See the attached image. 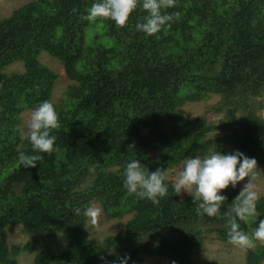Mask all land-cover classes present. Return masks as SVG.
<instances>
[{"label": "trees", "instance_id": "1", "mask_svg": "<svg viewBox=\"0 0 264 264\" xmlns=\"http://www.w3.org/2000/svg\"><path fill=\"white\" fill-rule=\"evenodd\" d=\"M92 2L31 0L0 20V264L31 252L34 264H113L125 254L128 264L154 256L195 264L209 235L229 244L223 214L240 189L224 190L220 216L208 217L170 180L156 205L129 194L123 168L135 159L169 174L188 156L216 149L264 161V118L253 102L264 94V0H175L163 10L178 13L170 26L148 37L135 29L144 10L121 28L84 20ZM45 54L72 83L54 104L58 150L25 168L18 153L32 150L21 138L22 115L51 102L60 78L42 64ZM17 64L23 72H6ZM212 95L220 100L208 111L224 113L221 122L182 114L188 102ZM94 202L108 220L132 215L101 243L87 229L85 209ZM260 219L264 197L240 228L250 233ZM8 228L28 242L10 247ZM57 240L66 244L61 254ZM245 250L244 264H264V244Z\"/></svg>", "mask_w": 264, "mask_h": 264}, {"label": "clouds", "instance_id": "2", "mask_svg": "<svg viewBox=\"0 0 264 264\" xmlns=\"http://www.w3.org/2000/svg\"><path fill=\"white\" fill-rule=\"evenodd\" d=\"M175 0H93L82 17L88 22L112 21L117 27L128 25L133 12L139 7L145 11L142 20L135 24L137 32L146 37L159 33L170 26L178 13H167L164 9L174 7ZM59 128L58 113L54 105L44 100L30 112L26 131H21V138L31 145V153H18V160L25 168L37 167L43 160L42 154L57 151L54 130ZM257 161L247 157L239 150L222 152L217 149L203 156H188L176 173L172 190L179 196L187 193L199 215L219 217L220 209L227 197L223 191L229 186L236 188L245 181L239 193L224 212L227 242L241 249L254 248L257 243L264 244V219L250 233L240 228V222L248 223L257 215V203L261 193L257 190L255 177ZM168 170L149 171L138 160H130L123 168V185L129 194L146 198L153 205L168 194ZM97 209L88 207L85 215L95 217ZM103 259V258H102ZM130 256H117L113 264H128Z\"/></svg>", "mask_w": 264, "mask_h": 264}, {"label": "rangeland", "instance_id": "3", "mask_svg": "<svg viewBox=\"0 0 264 264\" xmlns=\"http://www.w3.org/2000/svg\"><path fill=\"white\" fill-rule=\"evenodd\" d=\"M31 0H0V20L3 18L9 17L14 10L21 7L23 4H26ZM43 65L50 68L52 71L56 72L59 75V80L56 83V88L53 92L51 103L54 105L58 102V99L61 98L64 90L72 82L68 80L64 74V69L57 60L52 59L48 55H43L40 58ZM23 72L24 68L22 65L17 64L9 67L7 73L11 72ZM220 100V96L212 95L209 99L201 102H188L186 106L182 108V114L185 117H190L194 119L200 116H206L209 122L219 123L225 118L224 113H216L215 111H208L211 106L215 105ZM254 105H256L257 114L264 118V94L253 99ZM252 102V103H253ZM257 102V103H256ZM256 103V104H255ZM31 111H26L22 115V130L26 131L27 121L29 119ZM239 117H242V114H238ZM154 154V153H153ZM182 164L177 168L173 169L168 174V180L174 183V178L176 173L180 170ZM257 175L255 177V184L257 185V190L261 193V197H264V161L257 162ZM92 182V180L90 181ZM89 182V183H90ZM245 181L240 182L236 186L237 189H240ZM227 189H233L229 186ZM226 190V189H225ZM190 196L187 193H182L181 198ZM91 207L97 209L95 217H89L87 220V229L90 234V238L101 243L104 238L110 235L118 234L122 228L125 226L127 221L132 217L131 214L126 215L122 219H112L108 220L107 216L104 214L102 207L99 203H92ZM8 244L10 247L17 244H26L29 238L21 232L20 229L8 228ZM53 246V251L57 254H61L65 248L66 244L57 240ZM34 252L23 253L19 258V264H34L35 258ZM247 252L245 249L233 246L231 244H225L216 239L214 235H209L205 241V245L192 256V260L195 264H204L205 262H218L224 264H244L246 261ZM139 264H175L170 259L154 256L146 257Z\"/></svg>", "mask_w": 264, "mask_h": 264}]
</instances>
